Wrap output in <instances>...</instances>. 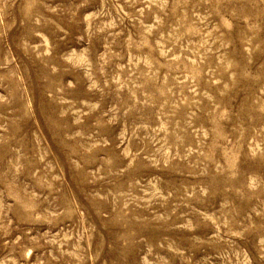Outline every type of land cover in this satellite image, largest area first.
<instances>
[{"label": "rangeland", "instance_id": "374dc122", "mask_svg": "<svg viewBox=\"0 0 264 264\" xmlns=\"http://www.w3.org/2000/svg\"><path fill=\"white\" fill-rule=\"evenodd\" d=\"M0 264H264V0H0Z\"/></svg>", "mask_w": 264, "mask_h": 264}]
</instances>
